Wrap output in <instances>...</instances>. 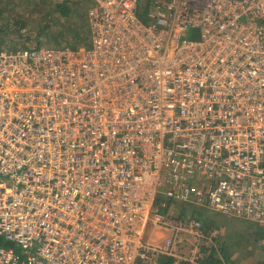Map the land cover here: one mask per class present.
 Masks as SVG:
<instances>
[{
	"label": "built area",
	"instance_id": "obj_1",
	"mask_svg": "<svg viewBox=\"0 0 264 264\" xmlns=\"http://www.w3.org/2000/svg\"><path fill=\"white\" fill-rule=\"evenodd\" d=\"M91 1L88 45L0 49V264H204L176 202L264 225V0Z\"/></svg>",
	"mask_w": 264,
	"mask_h": 264
},
{
	"label": "rangeland",
	"instance_id": "obj_2",
	"mask_svg": "<svg viewBox=\"0 0 264 264\" xmlns=\"http://www.w3.org/2000/svg\"><path fill=\"white\" fill-rule=\"evenodd\" d=\"M64 1L69 7V12L61 15L58 5ZM148 1L142 0L140 10V17L145 22L148 21L149 17L144 18L142 13ZM91 4V0H0V25L6 31L10 29L14 31V33L8 34L6 39L0 40V49L14 51L38 47H64L70 46V44L73 45V42H75L73 38L77 40L75 43L77 46L88 45L90 41L88 10ZM20 21H23L22 28L20 24H17ZM74 32L76 37L73 36ZM184 204L183 202H176L175 207L179 211V207L185 208ZM198 209L206 211L202 215L204 218L215 219L213 223L216 224L213 225L221 227L225 231L226 236L232 235L233 240L242 237L239 241L229 242L225 247L227 245L229 248L234 246L237 249L244 247L239 256L248 254L247 248L249 247L247 246H250L249 242H251L249 237L256 235V232L246 233L243 231V233H240L241 231H236L238 229L244 230L245 225L237 221L239 219L232 215L216 213L202 208ZM199 213L201 214L202 212ZM200 220L205 224V220ZM153 231L154 227L150 225L146 238H149ZM263 234L264 232L261 235ZM161 235L164 238L162 237L159 240L163 242L167 235L166 233H161ZM0 239L5 244L2 236H0Z\"/></svg>",
	"mask_w": 264,
	"mask_h": 264
},
{
	"label": "trees",
	"instance_id": "obj_3",
	"mask_svg": "<svg viewBox=\"0 0 264 264\" xmlns=\"http://www.w3.org/2000/svg\"><path fill=\"white\" fill-rule=\"evenodd\" d=\"M43 1H46V0H43ZM154 0H149L147 2V5L145 6V10L143 11L142 15L144 18H148L149 15H150V7H151V2H153ZM48 3V1H47ZM59 8H60V11H61V15L63 14H68V9L69 7L66 5V1H64L63 3H60L59 5ZM53 12V11H52ZM17 24H20V27L22 28L23 27V21H20V22H17ZM10 33H14L13 30H9V31H6L4 29V27L2 25H0V40H4L6 39V37L8 36V34ZM73 36L76 37L75 35V32L73 34ZM78 38V41H79V36L77 37ZM75 42H73V45H71L70 43V47H76L77 44H75L77 42V40H75V38H73ZM69 46V45H68ZM233 216V215H232ZM235 217V216H233ZM238 218V217H237ZM206 221H205V227H206V232L208 233L210 230H217L218 232H222L223 229L221 227H219L218 225H213V224H216V223H213L215 219H211V218H204ZM239 221L241 224L245 225V229L244 230H236V231H244L246 233H252V232H256V235L254 234L253 236H250V240L251 242L250 245H252L253 243L257 242V241H260V242H263L262 241V237H264V234H262V232H264V225L260 224V223H254V222H251V221H248L244 218H238ZM207 224V225H206ZM220 230V231H219ZM224 232V231H223ZM224 234V233H223ZM232 234V233H230ZM242 238V237H241ZM241 238H237V239H232V235H229L228 237H226V235H224V237L222 235H218V240H217V245L215 247H212L209 249L210 252H216V254L220 255L222 254V256L228 260V258H230L229 256V250L228 248L225 247L226 244H228L229 242L231 241H239V239ZM4 242L0 239V246H6V242L5 244ZM221 247V248H220ZM210 260V261H209ZM207 264H221V261L219 260H214V258L212 259V253H210L209 257L207 258V260L205 261ZM261 264H264V259L262 261Z\"/></svg>",
	"mask_w": 264,
	"mask_h": 264
},
{
	"label": "crops",
	"instance_id": "obj_4",
	"mask_svg": "<svg viewBox=\"0 0 264 264\" xmlns=\"http://www.w3.org/2000/svg\"><path fill=\"white\" fill-rule=\"evenodd\" d=\"M91 3H92V1H91ZM175 204L173 205V209H174L175 213L179 214L183 218H197V219L205 220L202 215L206 211H201V209H198V208H202V207H194L192 205H189V204L185 203L184 204L185 208L182 209L181 207L178 206L180 208V210L178 211L176 209V207H175ZM202 209H205V208H202ZM170 211H171V209H170ZM199 212H202V213L200 214ZM223 231L219 232V234L222 235V236L225 235V231L224 232ZM240 233H243V231L240 232ZM226 237H228V236H226ZM262 238H263L262 239L263 242L257 241L255 243H253L252 245L247 246L249 248L246 247L247 250L249 251L246 256H239V253L242 250H244L243 249L244 247L237 249V247H234V246H231L229 248L228 245H227L226 248H228L229 256H230V258H228V260H226L223 257L224 255L222 256V254L218 255V254H216V252H210V253H212V259L214 258V260L217 259V260L221 261V264H261L263 259H264V237H262ZM192 242H190L187 247H184V252L185 253H189V251L192 249V247H193L192 246L193 245ZM161 264H170V261L163 259L161 261ZM204 264H207V263L204 262Z\"/></svg>",
	"mask_w": 264,
	"mask_h": 264
}]
</instances>
